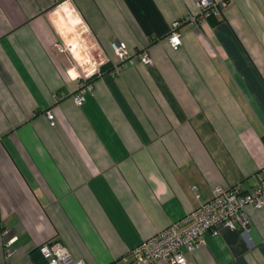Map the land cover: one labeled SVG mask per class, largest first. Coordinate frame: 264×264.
Instances as JSON below:
<instances>
[{
	"label": "crops",
	"instance_id": "obj_1",
	"mask_svg": "<svg viewBox=\"0 0 264 264\" xmlns=\"http://www.w3.org/2000/svg\"><path fill=\"white\" fill-rule=\"evenodd\" d=\"M197 1L0 0V264H34L51 240L86 264H127L214 188L255 186L264 0H227L199 25L181 22L174 50L172 24L196 16ZM64 23L92 47L91 72L69 68ZM115 40L130 53L117 71ZM105 63L112 70L98 73ZM92 75L78 106L77 78ZM245 215V231L205 233L186 264H264V207Z\"/></svg>",
	"mask_w": 264,
	"mask_h": 264
},
{
	"label": "built area",
	"instance_id": "obj_2",
	"mask_svg": "<svg viewBox=\"0 0 264 264\" xmlns=\"http://www.w3.org/2000/svg\"><path fill=\"white\" fill-rule=\"evenodd\" d=\"M227 0H198L196 16H187L172 24L168 34V42L172 49L177 50L181 41L177 28L181 22L199 25L210 16L221 13ZM110 48L117 58V64L113 71H117L121 64L130 57L125 44L112 41ZM139 57L144 65H150L151 59L146 52H141ZM88 78V77H87ZM87 78H77V90L73 94V100L80 106L85 100V93L90 87L85 84ZM50 125H54L53 115L46 113ZM252 207L260 209L264 207V167L257 173V183L247 191L242 192L237 187L223 189L216 187L212 191L209 201L199 205L178 221L171 223L166 228L143 240L130 251V260L123 258L127 264H186L183 251L192 252L202 242L205 233L218 234L220 226L231 230H246L245 209ZM16 238L4 242V258L7 260L15 251L13 243ZM38 253L46 264H86L83 260L75 259L68 249L58 240H51L38 247Z\"/></svg>",
	"mask_w": 264,
	"mask_h": 264
},
{
	"label": "rangeland",
	"instance_id": "obj_3",
	"mask_svg": "<svg viewBox=\"0 0 264 264\" xmlns=\"http://www.w3.org/2000/svg\"><path fill=\"white\" fill-rule=\"evenodd\" d=\"M63 26L65 27V35H63L64 45L62 43L61 48L66 50L71 56L69 68L75 70L77 74H81V71L85 73L91 72L93 61L89 52L93 51L92 47L86 45L82 40L83 38L79 26L74 28L73 31H71V29L68 30L66 23H64Z\"/></svg>",
	"mask_w": 264,
	"mask_h": 264
},
{
	"label": "trees",
	"instance_id": "obj_4",
	"mask_svg": "<svg viewBox=\"0 0 264 264\" xmlns=\"http://www.w3.org/2000/svg\"><path fill=\"white\" fill-rule=\"evenodd\" d=\"M110 70H112V66L109 63H105L99 68L98 73H101L103 71H110ZM95 77L96 76H94V75L88 77L86 79L85 83H90L92 81V79H94ZM263 140H264V137H263ZM32 261L34 264H46V262L39 255L38 248L36 249L35 252L32 253Z\"/></svg>",
	"mask_w": 264,
	"mask_h": 264
}]
</instances>
